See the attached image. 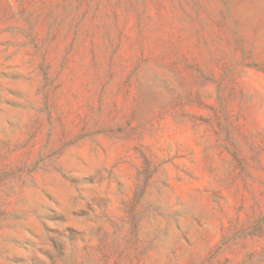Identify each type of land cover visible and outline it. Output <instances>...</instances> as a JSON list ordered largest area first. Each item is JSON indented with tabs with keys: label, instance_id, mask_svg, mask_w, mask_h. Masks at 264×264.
I'll return each mask as SVG.
<instances>
[{
	"label": "rangeland",
	"instance_id": "374dc122",
	"mask_svg": "<svg viewBox=\"0 0 264 264\" xmlns=\"http://www.w3.org/2000/svg\"><path fill=\"white\" fill-rule=\"evenodd\" d=\"M0 264H264V0H0Z\"/></svg>",
	"mask_w": 264,
	"mask_h": 264
}]
</instances>
